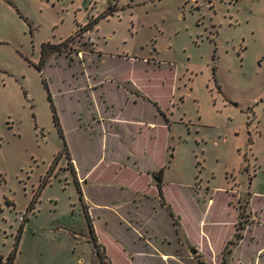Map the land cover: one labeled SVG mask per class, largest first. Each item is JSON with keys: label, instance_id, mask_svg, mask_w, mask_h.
Returning <instances> with one entry per match:
<instances>
[{"label": "rangeland", "instance_id": "rangeland-1", "mask_svg": "<svg viewBox=\"0 0 264 264\" xmlns=\"http://www.w3.org/2000/svg\"><path fill=\"white\" fill-rule=\"evenodd\" d=\"M94 1L0 0V264H264V0Z\"/></svg>", "mask_w": 264, "mask_h": 264}, {"label": "trees", "instance_id": "trees-1", "mask_svg": "<svg viewBox=\"0 0 264 264\" xmlns=\"http://www.w3.org/2000/svg\"><path fill=\"white\" fill-rule=\"evenodd\" d=\"M112 12V10H110V13ZM108 15H106V16H104V17H107ZM96 22L97 21H92V22H90L87 26H86V28L88 29V30H90V29H92L93 27H94V25L96 24ZM54 48H56V47H53V46H50V45H46V46H44V51H43V53L45 54V56H44V58H45V60L51 55V54H53L55 51H58V49H54ZM52 100V99H51ZM50 100V101H51ZM52 110H53V113H54V122H55V125H56V127L60 130V134H61V136H63L62 134H63V132H62V128H61V124H60V122H59V118H58V116H57V114H56V109H55V107H54V105H53V103H52ZM65 152H66V155H67V157H68V160H69V163L70 164H72L71 162H72V160H71V156H70V153H69V151H68V149L67 148H65ZM74 171V170H73ZM75 172V171H74ZM163 173H164V170L162 169V170H160V172H159V174H160V176H156L155 175V179L157 180V182H158V190H159V192H160V194H162L163 193V190H162V176H163ZM238 229H240L239 227H237ZM236 235H237V237L236 238H240L239 236V234L238 233H236ZM95 249H96V254H97V256L100 258V259H102L101 258V256H102V254L104 253V251H102V246L98 243V240H96L95 239ZM103 257V256H102ZM12 261H13V257H9L8 259H7V261H6V263L5 264H13L12 263Z\"/></svg>", "mask_w": 264, "mask_h": 264}, {"label": "built area", "instance_id": "built-area-1", "mask_svg": "<svg viewBox=\"0 0 264 264\" xmlns=\"http://www.w3.org/2000/svg\"><path fill=\"white\" fill-rule=\"evenodd\" d=\"M114 0H95L96 3H110L113 2Z\"/></svg>", "mask_w": 264, "mask_h": 264}, {"label": "water", "instance_id": "water-1", "mask_svg": "<svg viewBox=\"0 0 264 264\" xmlns=\"http://www.w3.org/2000/svg\"><path fill=\"white\" fill-rule=\"evenodd\" d=\"M192 254H194V255H195V254H197V252H196L195 250H193V251H192Z\"/></svg>", "mask_w": 264, "mask_h": 264}, {"label": "crops", "instance_id": "crops-1", "mask_svg": "<svg viewBox=\"0 0 264 264\" xmlns=\"http://www.w3.org/2000/svg\"><path fill=\"white\" fill-rule=\"evenodd\" d=\"M164 259H167V258H164Z\"/></svg>", "mask_w": 264, "mask_h": 264}, {"label": "flooded vegetation", "instance_id": "flooded-vegetation-1", "mask_svg": "<svg viewBox=\"0 0 264 264\" xmlns=\"http://www.w3.org/2000/svg\"><path fill=\"white\" fill-rule=\"evenodd\" d=\"M95 2V1H94ZM96 3V2H95Z\"/></svg>", "mask_w": 264, "mask_h": 264}]
</instances>
